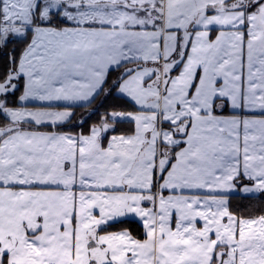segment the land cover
Segmentation results:
<instances>
[{"label": "snow or ice", "instance_id": "obj_1", "mask_svg": "<svg viewBox=\"0 0 264 264\" xmlns=\"http://www.w3.org/2000/svg\"><path fill=\"white\" fill-rule=\"evenodd\" d=\"M0 264H264V0H0Z\"/></svg>", "mask_w": 264, "mask_h": 264}]
</instances>
